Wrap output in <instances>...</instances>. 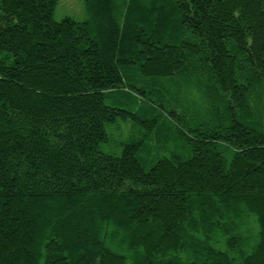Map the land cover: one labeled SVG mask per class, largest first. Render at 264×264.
Wrapping results in <instances>:
<instances>
[{
    "label": "trees",
    "instance_id": "trees-1",
    "mask_svg": "<svg viewBox=\"0 0 264 264\" xmlns=\"http://www.w3.org/2000/svg\"><path fill=\"white\" fill-rule=\"evenodd\" d=\"M59 1L0 0V264H264V0Z\"/></svg>",
    "mask_w": 264,
    "mask_h": 264
},
{
    "label": "rangeland",
    "instance_id": "rangeland-1",
    "mask_svg": "<svg viewBox=\"0 0 264 264\" xmlns=\"http://www.w3.org/2000/svg\"><path fill=\"white\" fill-rule=\"evenodd\" d=\"M85 1L86 0H60L55 11V19L58 21L64 18L70 17L78 21L86 19L85 13ZM195 98V94H187V103Z\"/></svg>",
    "mask_w": 264,
    "mask_h": 264
}]
</instances>
